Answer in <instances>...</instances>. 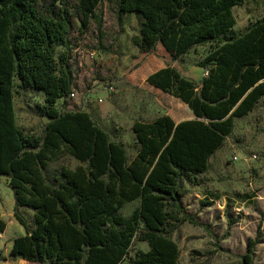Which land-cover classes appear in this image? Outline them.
I'll return each instance as SVG.
<instances>
[{
  "label": "trees",
  "instance_id": "obj_1",
  "mask_svg": "<svg viewBox=\"0 0 264 264\" xmlns=\"http://www.w3.org/2000/svg\"><path fill=\"white\" fill-rule=\"evenodd\" d=\"M103 1L0 0V177L9 180L13 216L25 233L12 240L9 253L38 264H121L137 240L149 250L136 252L130 264H178L173 232L186 222L197 225L182 207L181 181L205 173L234 120L264 98V16L236 33L232 9L245 0H117L120 14L141 19L132 39L140 53L161 45L178 60L210 47L196 65L205 73L199 81L171 66L147 77L195 118L135 121L138 147L129 159L88 113L56 107L73 88L74 19L81 31L91 21L100 24L95 12ZM58 47L64 51L56 56ZM15 84L44 96L37 113L49 123L39 137L15 122ZM61 154L79 165L48 180V166ZM136 200L130 216L119 214ZM22 209L33 212L31 224ZM5 229L0 217V232ZM258 243L248 242L245 264L253 263Z\"/></svg>",
  "mask_w": 264,
  "mask_h": 264
},
{
  "label": "rangeland",
  "instance_id": "obj_2",
  "mask_svg": "<svg viewBox=\"0 0 264 264\" xmlns=\"http://www.w3.org/2000/svg\"><path fill=\"white\" fill-rule=\"evenodd\" d=\"M95 13L101 18L100 24L91 21L86 30L81 31L74 19L69 34V64L76 97L59 100L56 107L60 112L88 113L110 141L124 146L130 159L138 147L132 131L135 121L150 122L163 115H169L174 122L195 118L178 99L150 86L147 77L171 66L199 81L205 73L196 65L210 47H197L178 60H173L161 45L140 53L132 40L139 33L138 16L120 14L117 0H104ZM232 13L234 31L242 33L264 16V0H245ZM63 51L56 48V56ZM14 90L17 126L27 135L41 136L47 122L38 115L37 107L43 105L44 96L21 90L17 84ZM78 165L72 157L61 154L49 164L46 177L52 180L60 169L73 170ZM180 185L182 207L197 225L186 222L173 232L179 250L178 264H245L243 256L250 240L260 242L255 246L252 264H264V98L247 116L234 120L231 135L210 158L208 170L185 178ZM139 204V200L128 203L119 214L128 217ZM13 208V191L9 181L2 177L0 217L6 229L0 232V264H38L9 253V243L25 234L14 219ZM20 214L31 224L32 211L22 209ZM148 250L147 243L134 240L121 264H130L136 252Z\"/></svg>",
  "mask_w": 264,
  "mask_h": 264
},
{
  "label": "built area",
  "instance_id": "obj_3",
  "mask_svg": "<svg viewBox=\"0 0 264 264\" xmlns=\"http://www.w3.org/2000/svg\"><path fill=\"white\" fill-rule=\"evenodd\" d=\"M90 55H91V57H94V53H91V52H90ZM75 97H76V93H75V92L73 91V89H72L71 92L69 93L67 99L72 100V99H74Z\"/></svg>",
  "mask_w": 264,
  "mask_h": 264
},
{
  "label": "crops",
  "instance_id": "obj_4",
  "mask_svg": "<svg viewBox=\"0 0 264 264\" xmlns=\"http://www.w3.org/2000/svg\"><path fill=\"white\" fill-rule=\"evenodd\" d=\"M235 8V7H234ZM46 119V118H45ZM46 122L47 123H49L48 122V119H46ZM181 122V121H180ZM47 123H45V125L47 124ZM176 123H179V122H176ZM26 134V133H25ZM0 178H2V177H0ZM3 178H5V177H3ZM7 179V178H6ZM8 180V179H7ZM9 181V180H8ZM11 246H12V241L9 243V249H11Z\"/></svg>",
  "mask_w": 264,
  "mask_h": 264
}]
</instances>
